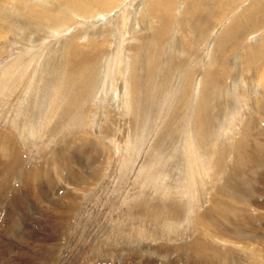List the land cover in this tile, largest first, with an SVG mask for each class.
Masks as SVG:
<instances>
[{"label":"rangeland","instance_id":"374dc122","mask_svg":"<svg viewBox=\"0 0 264 264\" xmlns=\"http://www.w3.org/2000/svg\"><path fill=\"white\" fill-rule=\"evenodd\" d=\"M122 1L106 6L104 11L87 15L91 19H86L75 9L71 11L62 6L57 0H27V9L36 8V13L31 16H28L29 12H23L28 10L15 7L13 0L1 5L5 17L0 16V128L18 134L13 137L22 153V165L37 166L60 143L83 131L91 138L87 147L93 152L92 166L85 171H90L91 167L94 171L101 170V175L87 190L79 191L75 210L71 212L72 218L65 226L67 229L62 228L59 232V246L46 259V264H131L133 259L139 261L127 251L131 243L142 242L141 228L155 234L156 242L162 245L190 241L195 230L191 220L196 217L197 211L203 209L201 207L207 205L212 189L219 182L213 172L212 159L215 153L225 151L222 157L224 164L228 162L229 143L238 138V130L233 134L232 131L244 119L255 114L254 102L250 105L251 99L259 98V93L254 91L255 83L259 81V86L264 87L263 77L256 79L251 70L243 71L241 66L234 64L235 56L231 52L226 54L225 65L219 70L223 74L216 76L220 89L209 99L203 115V120L209 117L210 121L202 139L197 141L199 162L189 165L185 158L188 155H185L188 150L186 141L190 142V136L197 135L198 139V121L202 120L195 103L199 97H194L199 94L196 80L199 79V72H204L206 68L202 57L206 58L211 44L207 37L198 39L194 33H189L193 46L188 44L189 52H183L181 33L175 32V40L172 37L167 45V40L164 44L160 43L157 51L148 38V54L145 49L139 48V37H149V27L154 24L144 23L139 18V0H125L129 2L124 19L117 18L118 12L116 21L109 22L104 18L112 15L115 5H121ZM179 11L178 7L174 13L179 15ZM60 13L70 20L66 23L68 28L65 23L59 24L53 19ZM97 17L105 22L103 27L94 29L91 20ZM182 18L176 17L174 22ZM52 23L57 24L53 27L62 33L51 30ZM210 24L215 28L223 26L221 23L215 26V21H210ZM214 27L211 28L212 35ZM49 35L55 37L49 38ZM91 40L105 44L108 51L90 64L88 72L82 71L77 78L67 82L63 73H59L61 64L64 65L66 44L70 41L88 46ZM151 53H154L152 58ZM37 58L43 61L39 66H36ZM4 77H9V82ZM247 86L252 89L248 90ZM203 89L204 85L202 93ZM47 114L52 116L43 123ZM256 121L264 125L263 119ZM23 122L39 130L44 125L41 135L33 140L26 137L28 132L21 129ZM80 143L77 149H81ZM77 149L74 150L75 155L79 152ZM108 154L110 158L106 162ZM19 169L14 178L16 185L22 170ZM250 174L255 173L251 171ZM165 206L168 211L164 216L168 215V220L172 221L171 227L175 223V229L162 227V224L159 228L160 223L153 217L155 209ZM254 217L259 224L260 220ZM258 227L261 228L260 224ZM47 229L43 231L46 233ZM125 232L135 235L131 238ZM1 242L0 252L6 256L7 250L10 252L7 259L14 258L11 264L37 262L38 256L33 257L35 254L18 256L13 253L17 251L14 245L8 249ZM253 243L254 248L259 246L258 242ZM102 251L106 255L111 252L117 254L110 258L112 261L100 263L97 258L100 255L98 252ZM118 251H122L121 254ZM138 254L142 256L141 260L166 264L161 259L154 260L160 256L149 247ZM161 258L165 259L162 255ZM0 264H5V260L0 258Z\"/></svg>","mask_w":264,"mask_h":264},{"label":"bare ground","instance_id":"6f19581e","mask_svg":"<svg viewBox=\"0 0 264 264\" xmlns=\"http://www.w3.org/2000/svg\"><path fill=\"white\" fill-rule=\"evenodd\" d=\"M5 1L9 0H0V16L2 18L5 17V14L2 13L1 5ZM57 1L62 6L72 9L71 11L75 9L78 14L88 18L89 16L87 15L94 11L105 10L106 6L110 5L111 7V4L118 0ZM139 1V18L144 23L154 24L152 27H149V37H139V48L145 49L148 54L150 53V48L146 46L148 38L152 46L154 44L157 51L160 43L164 44L167 40V45L172 37L174 39L175 32L181 33V39H179L182 42L181 51L183 52H189L190 48L188 44L193 46V42L188 37L189 33H194L198 39L207 37L208 43L211 44L206 58L202 57L206 68L204 72H199L198 74L199 79L196 80V91L199 94L194 96L196 99L199 97L195 103L198 105L197 107L202 118L200 122L198 121V131L200 133L198 139L196 138V134V137L190 136V142L186 141L185 145L186 149H188L185 155L187 153L188 155L184 157L189 165H194L196 162H199L197 157V141L202 139L201 137L207 131L206 129H208L210 121L209 117L203 120V115L206 112L209 99L215 91L220 89L219 80L216 76L223 74L219 70L225 65L226 54L231 52L235 56L234 64L241 66L243 71L251 70V75L256 79L261 77L264 79V0ZM13 2L15 7L28 10L27 12L23 11L26 14L29 12L28 16L36 13V8L30 7V9H27V0H13ZM128 2L124 0L121 5H115L112 15L103 17L109 22L111 20L116 21V12H118L117 18L124 19L126 17L125 7ZM178 7L180 8L179 15L174 13ZM60 15L53 19L57 20L59 24L65 23L64 26H66V23H69L70 20L66 19L62 13ZM176 17L183 18L178 22H174ZM89 19L91 18L89 17ZM210 21H215V26L220 23L223 26L222 28H215L213 24H210ZM91 22V26L95 25V27L93 26L94 29H99L105 21L97 17L93 18ZM53 24L55 23H52L50 29L58 31L59 29L53 27ZM179 24H181V27H178ZM213 27L212 35L211 28ZM165 29L166 31H164ZM61 30L63 31V29ZM167 32H170V34ZM58 33L62 32L59 30ZM166 34L171 36H167ZM1 35L2 33L0 32ZM48 37H55V35H49ZM89 43L88 46L80 45L81 43L73 44L70 41L66 44L64 65L63 63L61 64L59 73H63V77H65L67 82L75 79L78 73L89 70L90 64L94 63L98 56L108 51L105 44L96 43L94 40H91ZM136 49L135 52H137ZM153 54L151 53V58ZM41 58L36 59V66H39L41 62L43 63ZM102 60L104 59L102 58ZM143 62H141L142 65ZM208 65H210L209 69H207ZM189 76H191L190 73ZM8 78L4 77L5 81H8ZM258 82L255 83L254 91L259 93V98L255 100L251 99L250 103L252 106L254 102L253 108L255 114L244 119L241 125L232 131L233 134L236 129L238 130V138L229 143L231 146L229 147L230 155L226 159L228 162L226 161L227 163L224 164L225 159L222 157L225 151L223 153H215V156L213 155L215 158L212 159L211 165L213 166V172L219 178V182L212 189L207 205L201 207L203 209L196 212L194 219H188L195 225L192 239L188 240L185 244L173 243L162 245L156 242L157 238L155 234L150 231L148 232V229L141 228V230L139 229L140 236L144 237L143 240L140 238L142 240L140 244L143 246L141 247L138 243H131L130 247H128L127 253L139 259L136 262L134 259L131 260V264H155L149 259L141 260L142 256L138 254L140 250L148 247L160 256L154 260L161 259L166 264H179V260L184 264H264V125H262L263 123H258L260 126L256 123V119L258 118L264 121V87L261 88L259 86L260 82ZM203 85L204 89L202 93ZM247 89L251 90L252 87L247 86ZM129 101L131 100L129 99ZM51 116L52 114H47L43 123H46ZM43 126L39 130L36 129L37 127L31 128L29 125H26V122H23L21 129L23 132L26 130L28 132V134H25L26 137H30L33 140L34 137L39 136V134L41 135ZM13 135L15 137L18 136L17 133L14 134L0 128V235L2 237L0 241H3L1 244L8 249L14 245L17 251L15 250L13 253L18 256H24L27 253L35 254L33 255L35 258L38 256L37 262L33 264H46V259L59 246L57 241L59 240V232L62 228L67 229L65 226L68 224L69 219L72 218L71 212L75 210L80 192L87 190L93 184L101 175V170L94 171L91 167L90 171H85V169L92 166L93 157L91 158V156L93 152L90 150L91 148L87 147L90 137L83 131L80 135L70 137V140L60 143L53 152H50L49 156H46L35 167L22 165V153L18 149V146L15 145L16 138ZM83 141L85 144H83ZM78 143H80L81 149H77ZM75 149L79 151L77 155H75ZM109 158L108 154L106 162L109 161ZM19 168L22 170L19 173V183L16 185L14 178L18 174L17 170ZM251 171L255 174L251 175ZM193 179L194 182H192L195 183V178ZM155 210L153 211V217L160 223L159 228L161 224L162 227H171L172 221L168 220V215L164 216V213L168 211L166 206L158 207ZM141 211L146 214L150 213V211L145 212L144 209ZM36 214H38V217H35ZM253 214L260 220L259 224L261 228L258 227L259 224L256 223L257 219ZM12 216L15 218L13 219ZM174 224L171 228L175 229ZM46 228L48 229L45 233L43 230H46ZM126 232L125 234H128V237L132 238L135 235ZM253 242H258L259 246L254 248ZM168 250L171 251L166 252ZM118 252L121 254L122 251ZM9 254L10 252L7 250L6 256L4 252H0V258L5 260V264H11V260L14 259L11 257L8 260ZM98 254L101 256L98 255L97 262L102 263L112 261L110 258L114 257L117 252H111L106 255L105 251H102L98 252ZM161 255L165 259L161 258ZM172 255L174 256L170 260ZM181 262L180 264H182Z\"/></svg>","mask_w":264,"mask_h":264}]
</instances>
